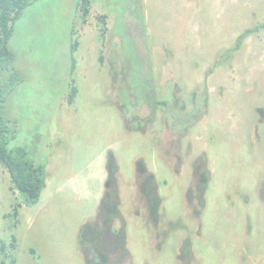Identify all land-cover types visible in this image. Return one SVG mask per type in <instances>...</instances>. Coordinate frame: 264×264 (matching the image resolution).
<instances>
[{"label": "rangeland", "instance_id": "374dc122", "mask_svg": "<svg viewBox=\"0 0 264 264\" xmlns=\"http://www.w3.org/2000/svg\"><path fill=\"white\" fill-rule=\"evenodd\" d=\"M89 1L85 15L79 0H36L14 24L5 115L47 183L26 207L0 166V262L85 264L79 233L114 177L109 234L124 232L129 257L102 246L106 264H264V31L237 46L264 0ZM194 104L203 116L168 128L166 113L186 126ZM141 161L156 179L148 203Z\"/></svg>", "mask_w": 264, "mask_h": 264}, {"label": "trees", "instance_id": "16d2710c", "mask_svg": "<svg viewBox=\"0 0 264 264\" xmlns=\"http://www.w3.org/2000/svg\"><path fill=\"white\" fill-rule=\"evenodd\" d=\"M35 1L0 0V166L8 172L13 188L22 195L23 204L26 207L37 204L40 199L47 180L46 166L34 164L30 160L29 152L25 148L15 145L18 132L17 123L6 117L5 104L14 91L15 83L20 82V75L13 67L15 55L9 47L10 39L14 32V24L25 8ZM79 1V11L87 15V8L91 4L90 1ZM104 18L100 20L102 23H105ZM259 31H264V23L241 34L237 39V46L251 34ZM148 62L151 63L149 58ZM6 73L10 75L7 80H4ZM73 97V95L70 96V101H72ZM169 105L172 108L171 98L164 95L161 100V107L164 108ZM139 164L141 166L145 165L142 161ZM151 177L155 179L154 175H151ZM158 200L161 202L160 199ZM200 203L203 205V201ZM119 204L115 179L114 177H109L104 186V194L96 219L85 223L79 233L78 244L85 264H106V257L101 250L108 248L105 246H110L109 244H113L116 250L119 253H123L128 259L129 254L124 248L122 241L124 232H112L116 241L109 234L111 224L120 217ZM15 215H17V211H15ZM109 238L113 242L107 241ZM102 246L105 248H102ZM5 249L6 246L1 244L0 253H4ZM0 264H5V262L1 261Z\"/></svg>", "mask_w": 264, "mask_h": 264}, {"label": "flooded vegetation", "instance_id": "af4514ba", "mask_svg": "<svg viewBox=\"0 0 264 264\" xmlns=\"http://www.w3.org/2000/svg\"><path fill=\"white\" fill-rule=\"evenodd\" d=\"M172 99V98H171ZM158 105H159V109L161 110H164L165 112L167 111V110H165L168 106H166V107H161V102H158ZM205 106V105H204ZM174 108V106L172 105V108H170L171 109V113H172V109ZM175 111L177 112V110L175 109ZM205 112V109H204V107H203V109L202 108H200V107H198V105L197 104H194V111L193 112H191V113H186L185 114V117H186V115H187V117L189 118L188 119V121H187V124H186V126L184 125L185 124V121H184V123H183V121L182 122H178L177 123V120H178V118L176 117V116H174V115H170V114H165L166 115V119H167V126H168V128H170L172 131H174L175 130V128L173 127V125L175 124H177L178 126H180V128H181V130H186V129H188L189 128V126H191V125H193L194 124V121H196V118H197V114L199 113V112H201L202 114V116L204 115V112ZM168 113H169V110L167 111ZM182 112V111H181ZM181 117V116H180ZM176 120H175V119ZM191 119H193L194 121H191ZM174 125V126H175ZM165 164H167L169 167H170V169H172L173 167H171V165H169L168 163H166V161H165ZM205 173V170H203V171H201V172H199V174L197 175L198 177V179H197V181H198V183L197 184H200V189H199V196H200V202H201V199L202 198H204V194H205V191H206V189L204 188L205 187V185H206V179H207V175L206 174H204ZM151 175L153 176V174L146 168V166L145 165H140L139 163L137 164V173H136V181L138 182H141L142 181V177H143V180L144 181H142L141 183H140V188H141V190H142V192L144 193V192H146V195H145V199H147V200H145V199H143V201H144V203H148V202H150V200H148V198L146 197V196H149V193L150 192H152V191H155V183H156V179H153L152 177H151ZM155 177V176H154ZM198 186V185H197ZM199 187V186H198ZM145 194V193H144ZM154 199V201H153V206L150 204V207H151V213L152 214H157V210L159 209V207L160 206H162V203L161 202H159V198L157 197V198H153ZM157 207H158V209H157ZM159 211V210H158ZM157 221L159 222L160 221V217L159 216H157Z\"/></svg>", "mask_w": 264, "mask_h": 264}, {"label": "crops", "instance_id": "0c3cea01", "mask_svg": "<svg viewBox=\"0 0 264 264\" xmlns=\"http://www.w3.org/2000/svg\"><path fill=\"white\" fill-rule=\"evenodd\" d=\"M73 46H74V45H73ZM76 51H77V50L75 49V46H74L73 53H75ZM91 52H92V51H91ZM82 61H83L84 64H83V63H82V64H81V63L78 64V61H77L75 58L73 59V73H74V72H78V71H79V67L82 68V69H80L81 72H84V71L86 72L89 63H85L84 60H82ZM100 65H101V64H100ZM73 99H74V97H73ZM73 102H74V100H73ZM73 102L70 101V98H69V102H68V103L71 104V103H73ZM46 183H47V182H46ZM45 187H46V184H45ZM44 189H45V188H44ZM44 189H43V190H44Z\"/></svg>", "mask_w": 264, "mask_h": 264}]
</instances>
